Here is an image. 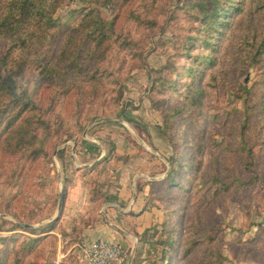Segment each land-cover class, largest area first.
I'll list each match as a JSON object with an SVG mask.
<instances>
[{
	"label": "rangeland",
	"instance_id": "obj_1",
	"mask_svg": "<svg viewBox=\"0 0 264 264\" xmlns=\"http://www.w3.org/2000/svg\"><path fill=\"white\" fill-rule=\"evenodd\" d=\"M186 1L133 0L119 3L117 8H114L113 3L99 6L105 18L109 19L116 13L115 27L118 39L126 36L139 41L140 56L135 57L128 53L122 62L118 63L113 55L115 52H110V57L102 66H108L111 70L105 90L92 97L83 98L79 106L76 105L74 96L69 94L47 110L52 122L47 156L32 163L27 175L20 182L19 189L22 191L11 203L17 217L1 211L0 217L26 227L33 225L29 228H38L52 222L58 216L57 205L50 217L36 223L24 224L22 221L36 211L25 197L44 200L55 189L54 186L58 194L61 185L64 186V180H71L74 172L84 165H90L88 168L94 170L93 176L88 178L89 188L94 182L96 189L102 193L98 171L107 156H102L100 162L91 165L98 158L93 161L86 157L76 158L72 149H80L82 141H92L106 147L105 151L110 153L115 149L111 137L122 136L130 146L148 150L147 162L149 161L150 165L155 160L154 155L163 157V162L158 161L155 166L148 167L149 180L144 183L138 181L136 190L143 191L146 188L148 200L145 207H155L159 210L160 222L150 228L161 229L164 214L173 209L176 211L174 219L183 234L197 240L190 253L182 259L183 264H264V144L253 147L254 165L251 168L254 167L260 176L253 184H247L252 172L245 164L247 150L244 148L247 143L252 145V140L248 141L249 132L252 134L253 131L260 130L264 135V108L258 111L260 104L264 102V84L261 82L264 62L245 65L238 62L241 61L237 59L241 52L236 44L239 33H234L237 35L235 37H232L230 32L223 34L214 52L218 65L224 61L227 67L231 65L230 67L235 69L230 78L224 81L217 79L213 86L207 84L210 73L208 71L216 68L211 67L199 82L200 88L205 92L200 107L188 108L175 114L173 124L179 128L177 134L180 136V150L188 155L185 162L194 163L191 172L183 168L179 178L187 183V188L181 191L174 189V186L164 188L150 184L151 181L165 178L170 169H178V161L172 166L169 162L174 151L169 141L172 131L164 125L162 115L164 109L171 111L170 103L163 107L161 100L154 104L151 97L155 93L153 90L163 86L156 78L165 77L170 80L175 77L167 67L175 62L169 58L174 51L173 41L178 38L182 28L187 27L186 15L180 9ZM86 4L82 0H64L56 15L63 19L68 11ZM132 14L148 18L154 21V24L148 26ZM261 22L262 11H259L252 18L250 27L258 29ZM250 27L247 29L249 33ZM242 31L243 33H240L243 35L245 30ZM5 47L6 41L0 38V57ZM113 47L117 49L115 45ZM184 61L176 59L177 64ZM234 61H237L239 66H236ZM239 83L251 89L250 114L247 116L248 126L244 131L240 128L244 119V108L236 98ZM16 84L18 93H23L32 86L26 73L16 78ZM47 95L49 91L43 87L40 94L43 103H48ZM181 98H173L172 104L176 103L179 107L182 104ZM102 117L117 118L120 121L95 122ZM62 121H65L66 126H62ZM79 128L82 129L81 132ZM242 131L244 135L241 134ZM60 149L61 153L57 155ZM13 161L11 158H0L2 195L8 193V196H11L17 189L1 184L7 174L10 175V170L14 167ZM86 174V171L80 173L82 176ZM46 177H54L55 180H51L47 185H40L41 179L45 180ZM18 180L20 181V177ZM101 200L97 203V212H94L95 219ZM93 207L94 203L91 210ZM59 217L61 218V215ZM60 218L55 228L47 232L50 234L45 236L38 246L37 256L31 261L32 264H84L79 253L80 248L88 244L89 239L72 233V229L66 232L67 235H63L62 232L66 230L62 227ZM11 233L0 231V238ZM75 238L78 240L74 241ZM137 246L138 238L133 258ZM126 250L128 259L130 248ZM138 264L163 262L151 260L144 255Z\"/></svg>",
	"mask_w": 264,
	"mask_h": 264
},
{
	"label": "trees",
	"instance_id": "obj_2",
	"mask_svg": "<svg viewBox=\"0 0 264 264\" xmlns=\"http://www.w3.org/2000/svg\"><path fill=\"white\" fill-rule=\"evenodd\" d=\"M82 1L87 4L68 11L62 19L56 13L64 0H0V38L6 41L4 53L0 57V158L14 159L10 175L7 174L1 184L17 187L11 196L8 193L2 195L0 192V211L14 217L17 215L11 203L22 191L19 189L20 182L27 175L32 163L47 156V143L52 132V122L47 110L69 94L74 96L75 103L79 106L83 98L92 97L105 90L111 70L108 66H102L110 57V52H115L113 55L118 63L128 53L135 57L140 56L141 45L138 40L126 36L118 39L116 36V13L108 19L99 9V6L110 3L117 8L119 3L133 0ZM180 9L186 15L187 27H183L178 38L173 41L174 51L169 58L175 62L167 67L175 77L170 80L165 77L156 78L163 86L153 90L155 93L151 97L154 104L161 100L163 107L170 103L171 111L164 109L162 115L164 125L172 131L169 141L174 151L169 162L172 166L178 161V169H170L165 178L151 181L150 184L164 188L175 187L174 189L182 191L188 186L179 179L182 169L186 168L191 172L194 163L185 162L188 155L180 150V136L177 134L179 128L173 124L175 114L188 108L200 107L205 92L200 88L199 82L211 67L216 66L213 71H208L210 73L207 84L212 86L217 79L228 80L234 72L235 69L231 65L227 67L224 61L219 66L214 55L219 38L226 32H230L232 37L239 33L236 42L241 50L237 58L241 60L239 63L245 65L264 62V0H187ZM259 11H262V22L258 29H254L250 27V23ZM132 16L148 26L154 24L148 18H140L136 14ZM249 27L250 33L247 31ZM242 30H245L243 35L240 33H243ZM176 59L185 61L177 64ZM25 73L29 75L32 86L23 93H18L16 78L24 76ZM261 82L264 84V65ZM238 86L236 98L244 108V119L240 128L244 131L248 126L246 119L250 114L251 89L240 83ZM43 87L49 91L48 103H43L40 99ZM262 93L264 98V86ZM178 96L182 97L179 107L176 103L172 104V99ZM263 108L264 102L260 104L258 111ZM62 126H66L65 121H62ZM81 130L79 128L80 132ZM248 136L252 145L247 143L244 147L247 150L245 164L252 175L247 184H253L260 179L255 168H251L254 165L253 147L264 144V135L259 130L252 134L249 132ZM60 153L61 149L57 151V155ZM46 179H41L39 184L47 185L55 180L54 177ZM69 184L70 180H64V198ZM53 188L55 189L44 200L25 197L36 211L22 221L24 224L39 222L54 213L58 194L56 187ZM89 197L94 203L90 216L82 218L81 227L73 228L72 233L79 235L84 226L96 220L94 212H97V203L103 195L96 189L94 182L89 188ZM61 212L52 222L38 228H29L0 217V231L12 232L0 238V264H32L31 261L37 256L38 246L50 234L47 232L55 228ZM174 214L176 211L173 209L164 214L161 229L149 227L141 233H135L138 246L131 264H138L144 255L163 264H183L182 259L190 253L197 240L183 234ZM62 234L65 235L66 231Z\"/></svg>",
	"mask_w": 264,
	"mask_h": 264
},
{
	"label": "crops",
	"instance_id": "obj_3",
	"mask_svg": "<svg viewBox=\"0 0 264 264\" xmlns=\"http://www.w3.org/2000/svg\"><path fill=\"white\" fill-rule=\"evenodd\" d=\"M111 138L115 149L110 153L105 151L106 147L92 141H82L80 149H72L76 158L86 157L93 161L107 156L98 171L103 198L96 220L84 226L79 234L80 237L89 239L88 244L98 237L113 239L123 248L129 247L130 255L137 240L135 233H141L160 222L159 210L155 207L145 208L146 188L138 191L136 183L149 180L148 167L155 166L158 161L163 162V157L154 155L155 160L150 165V162H147V149L144 151V148L139 150L130 146L122 136L113 135ZM83 169L87 172L85 176L80 175ZM93 174L94 170L84 166L74 172V177L70 180L60 218L66 232L73 228L79 229L81 219L90 216L93 202L89 197L88 178ZM113 225L119 227L122 232L117 231ZM127 260L124 264H127Z\"/></svg>",
	"mask_w": 264,
	"mask_h": 264
},
{
	"label": "built area",
	"instance_id": "obj_4",
	"mask_svg": "<svg viewBox=\"0 0 264 264\" xmlns=\"http://www.w3.org/2000/svg\"><path fill=\"white\" fill-rule=\"evenodd\" d=\"M79 257L84 264H124L128 252L108 237H98L80 248Z\"/></svg>",
	"mask_w": 264,
	"mask_h": 264
},
{
	"label": "water",
	"instance_id": "obj_5",
	"mask_svg": "<svg viewBox=\"0 0 264 264\" xmlns=\"http://www.w3.org/2000/svg\"><path fill=\"white\" fill-rule=\"evenodd\" d=\"M101 121H106V122H110V121H120V119H117V118H109V117H102V118H98V119L95 120V122H101ZM101 160H102V157H99L91 165L96 164V163L100 162ZM84 166L85 167H88L90 165H84ZM63 202H64V186L61 185V187L59 189V192H58V202H57L56 215H58L62 211ZM27 227H33V225H27ZM113 227L117 231L122 232V230L119 227H117L116 225H113ZM134 248H133L131 254L129 255V258L127 260V264H131V261H132V258H133V253H134Z\"/></svg>",
	"mask_w": 264,
	"mask_h": 264
}]
</instances>
